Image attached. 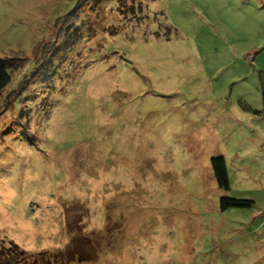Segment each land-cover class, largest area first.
<instances>
[{"label": "rangeland", "instance_id": "374dc122", "mask_svg": "<svg viewBox=\"0 0 264 264\" xmlns=\"http://www.w3.org/2000/svg\"><path fill=\"white\" fill-rule=\"evenodd\" d=\"M0 62V264H264V0H0Z\"/></svg>", "mask_w": 264, "mask_h": 264}, {"label": "trees", "instance_id": "16d2710c", "mask_svg": "<svg viewBox=\"0 0 264 264\" xmlns=\"http://www.w3.org/2000/svg\"><path fill=\"white\" fill-rule=\"evenodd\" d=\"M72 24H76L75 20L72 21ZM62 35H64V33ZM10 82L11 76L7 71V67L3 62H0V94L9 86ZM211 166L218 187L228 190L229 179L224 157L216 156L212 158ZM219 205L221 210L228 208H249L253 205V202L250 200L225 197L220 199Z\"/></svg>", "mask_w": 264, "mask_h": 264}]
</instances>
